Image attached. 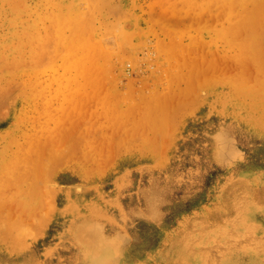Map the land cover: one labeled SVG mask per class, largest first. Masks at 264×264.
<instances>
[{
	"label": "rangeland",
	"instance_id": "1",
	"mask_svg": "<svg viewBox=\"0 0 264 264\" xmlns=\"http://www.w3.org/2000/svg\"><path fill=\"white\" fill-rule=\"evenodd\" d=\"M0 264H264V0H0Z\"/></svg>",
	"mask_w": 264,
	"mask_h": 264
}]
</instances>
